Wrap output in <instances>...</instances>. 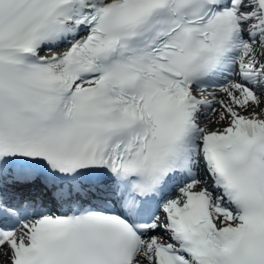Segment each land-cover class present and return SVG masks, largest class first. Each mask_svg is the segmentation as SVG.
<instances>
[{
    "label": "snow or ice",
    "instance_id": "6c2138e0",
    "mask_svg": "<svg viewBox=\"0 0 264 264\" xmlns=\"http://www.w3.org/2000/svg\"><path fill=\"white\" fill-rule=\"evenodd\" d=\"M0 264H264V0H0Z\"/></svg>",
    "mask_w": 264,
    "mask_h": 264
}]
</instances>
